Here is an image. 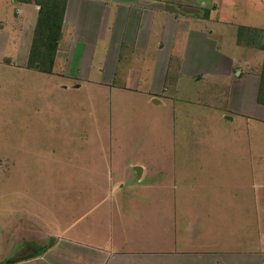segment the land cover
<instances>
[{
  "label": "crops",
  "instance_id": "obj_1",
  "mask_svg": "<svg viewBox=\"0 0 264 264\" xmlns=\"http://www.w3.org/2000/svg\"><path fill=\"white\" fill-rule=\"evenodd\" d=\"M260 30L264 0H0V91L81 126L0 133V264H264Z\"/></svg>",
  "mask_w": 264,
  "mask_h": 264
},
{
  "label": "rangeland",
  "instance_id": "obj_2",
  "mask_svg": "<svg viewBox=\"0 0 264 264\" xmlns=\"http://www.w3.org/2000/svg\"><path fill=\"white\" fill-rule=\"evenodd\" d=\"M249 41L246 42V44L251 47L254 44L262 45L264 46V30H260L257 33L255 32H249ZM257 35L259 37L258 42H254L253 35ZM40 51H43L42 46H39ZM37 55H40L37 53ZM37 77V76H36ZM38 84L43 87V83L45 84V79L43 78H36ZM49 84V81L48 83ZM5 87L2 88L0 91V133H9L11 136L7 138L8 141L15 140V133L16 131H19L21 129V126H18L20 123H17L16 117L23 115L28 116V120L23 123V126L26 127V130H36V148L38 146L42 147H48V146H61L64 141V135L65 134H71L73 133L74 138H78L81 134V126L80 122L75 119L74 116L68 115L65 119L62 121L60 120V109L55 108L56 106H59L58 102H60L61 99V91L55 92L56 96H50L45 94L46 91L44 88L39 89L36 88V121H32L30 119V101L28 99H25L23 101V104L19 106L17 104L18 101H20V98H16V93L13 88ZM60 94V95H59ZM28 100V101H27ZM40 102V103H39ZM49 102V103H48ZM64 112V111H62ZM68 112V111H67ZM66 112V113H67ZM67 123H65V122ZM88 120L85 118V122L82 121V123L86 124ZM31 122H35V124H32ZM92 122V121H91ZM35 126L34 128H32ZM67 138H70V135H67ZM28 139H31L30 134L28 135ZM3 140L4 136H3ZM7 141V142H8ZM16 141V140H15ZM3 142V141H2ZM79 143V140H74L75 145ZM11 146V145H10ZM11 149V147L9 148ZM14 155L9 154V157H12ZM13 158V157H12ZM1 159V154H0ZM22 169V167H21ZM39 171H41V167L38 165V162L36 161V184L39 182ZM10 174H7L8 179L14 180L16 175L9 171ZM6 175L5 169H0V181L3 179V177Z\"/></svg>",
  "mask_w": 264,
  "mask_h": 264
},
{
  "label": "trees",
  "instance_id": "obj_3",
  "mask_svg": "<svg viewBox=\"0 0 264 264\" xmlns=\"http://www.w3.org/2000/svg\"><path fill=\"white\" fill-rule=\"evenodd\" d=\"M49 40L48 41H38L36 40V47L42 46L44 51H39V48H36V59H31V64L39 67L41 70L51 71L54 63V55L58 47L59 33L61 29L60 23L54 24L51 28L49 27ZM252 31V29H248ZM38 49V50H37ZM39 53L40 55H37ZM260 102L264 103V78H262V85L260 89Z\"/></svg>",
  "mask_w": 264,
  "mask_h": 264
},
{
  "label": "water",
  "instance_id": "obj_4",
  "mask_svg": "<svg viewBox=\"0 0 264 264\" xmlns=\"http://www.w3.org/2000/svg\"><path fill=\"white\" fill-rule=\"evenodd\" d=\"M136 170H138V171H139V173H140V171H141L140 167H139L138 169H136Z\"/></svg>",
  "mask_w": 264,
  "mask_h": 264
}]
</instances>
